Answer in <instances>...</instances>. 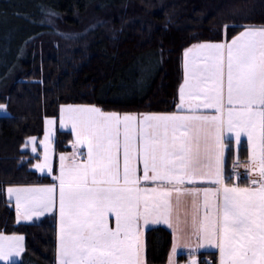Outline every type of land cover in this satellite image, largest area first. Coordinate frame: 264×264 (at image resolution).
<instances>
[{
  "label": "snow or ice",
  "instance_id": "1",
  "mask_svg": "<svg viewBox=\"0 0 264 264\" xmlns=\"http://www.w3.org/2000/svg\"><path fill=\"white\" fill-rule=\"evenodd\" d=\"M179 100L172 113L61 108L73 148L86 151L60 156L58 184L7 189L18 220L58 211V264H146L145 230L159 224L173 230L174 253L194 243L217 249L218 264H264V26L185 50ZM54 123L41 172L53 171ZM242 138L248 159L226 174V142ZM23 240L0 235V259L14 264Z\"/></svg>",
  "mask_w": 264,
  "mask_h": 264
},
{
  "label": "trees",
  "instance_id": "2",
  "mask_svg": "<svg viewBox=\"0 0 264 264\" xmlns=\"http://www.w3.org/2000/svg\"><path fill=\"white\" fill-rule=\"evenodd\" d=\"M56 14L63 17L58 26L51 25ZM247 25H264V0H0V104L10 111L0 115V233L26 238L14 264H57L56 211L22 222L6 194L8 186L51 180L33 169L41 155L26 146L31 136L44 137L45 118L57 119L64 104L176 112L185 50L232 38ZM87 29L80 39L63 40L60 33ZM64 43L68 50L75 45L77 56L69 72L59 73L64 59L44 58ZM72 141L70 132L58 130L56 151L69 150ZM237 155L248 159L246 143L236 149L227 142L226 174ZM146 234L148 264H167L172 232L158 226ZM187 260L179 256V263ZM201 264H217L215 254H202Z\"/></svg>",
  "mask_w": 264,
  "mask_h": 264
},
{
  "label": "crops",
  "instance_id": "3",
  "mask_svg": "<svg viewBox=\"0 0 264 264\" xmlns=\"http://www.w3.org/2000/svg\"><path fill=\"white\" fill-rule=\"evenodd\" d=\"M261 26H264V25H247V26H244V27L238 32L237 35H239L240 32L244 31L245 27H261ZM237 35H235V36H237ZM235 36H233L232 38H234ZM232 38L225 37L224 40L221 41V42H204V43H223V42H225L226 40H227L228 42H230ZM195 45H196V44H195ZM192 46H193V45L189 46L188 48H190V47H192ZM188 48H187V49H188ZM187 49H186V50H187ZM183 70H184V63H183ZM182 83H183V82H182ZM182 83H181V85H182ZM179 103H180V102H179ZM65 105H89V106H95V107H98V108L102 109L104 112H115V111H105L103 108H101V107H99V106H97V105H93V104H64V105L61 106V108H62L63 106H65ZM61 108H60V110H61ZM117 113H120V112H117ZM120 114L123 115V114H125V113H120ZM132 114H143V113H132ZM54 120H55V122H56V124H55L56 132H58V130H60V131H65V132H70L71 135H72L73 141H72V143H71V145H70V149H69V150H65V151L57 152L56 149H55V151H56V153H55V157H54V166H55V170H54L53 173H49V172H46V171H45V172H41L40 170H36V169H35V171L38 172L39 174L49 176V177L51 178V180H50L49 182L45 183V184L37 185V186H33V187H40V186H47V185H52V184H58V181L55 179V177L59 175V166H60L59 158H60V156H61V155H66V156L71 157L72 154H73L74 152H77V151H78V152H84V151H86V149H85V148H82V147H81V148H78V149H74V148H73V144H74V142H75V134H74V132L72 131L70 125H68L67 127H65V126H63V125L61 124V111H59V116H58V118H57V119L54 118ZM45 126H46V125H44V128H45ZM226 143H227V142H226ZM233 143H234V142H233ZM242 143H246V138H242V142H241V144H242ZM53 144H54V143H53ZM241 144H240V145H241ZM240 145H239V146H236L235 143H234V146H235L236 149H238V148L240 147ZM54 146H55V145H54ZM225 158H226V150H225ZM42 160H43V159H42V157H41L36 163L41 162ZM246 161H247V160H246ZM243 162H245V161H242V163H243ZM36 163H35V164H36ZM244 179H245V177H244ZM239 182L243 185V184L247 183V180L245 179L244 182H241V180H240ZM57 203H58V192H57ZM54 211H56V210H54ZM47 213H50V212H47ZM47 213H45V214H47ZM56 214H57V249H58V232H59V216H58V211H56ZM112 220H113V224H112V226L114 227V217H112ZM158 226H162V227H165V228L169 229V230L172 232V234H173V230H172L171 228L167 227L166 225H163V224H159V225H150L149 228L145 230L146 247H147V234H146L147 231H148L150 228L158 227ZM174 244H175V237H174V234H173V244H172V248H171L170 253H169V258H168V262H167V264H190V261H191V259H193V258H195V259L197 260L198 264H201V255L204 254V253H208V252H211V253H214V254H215V256H216V262H217V264H218V261H219V253H218V250L215 249V248H213V247H201V248H199V249H196V248H195V244L193 243V246H192L191 249L188 248V247H183V246H181V247H179V248L177 249V251L174 253V252H173ZM146 249H147V248H146ZM182 254H186L188 260L185 261L184 263H179V256L182 255ZM56 257H57V251H56ZM57 264H58V260H57ZM146 264H148V262H147V256H146Z\"/></svg>",
  "mask_w": 264,
  "mask_h": 264
},
{
  "label": "rangeland",
  "instance_id": "4",
  "mask_svg": "<svg viewBox=\"0 0 264 264\" xmlns=\"http://www.w3.org/2000/svg\"><path fill=\"white\" fill-rule=\"evenodd\" d=\"M56 17V18H55ZM55 17H52L54 20L53 21H55V22H51V25H59V23H58V21H57V19H59V22H62V18L63 17H61V16H59V15H57L56 14V16ZM58 17V18H57ZM55 23V24H54ZM83 23V22H82ZM57 26H56V28H57ZM88 28H90V27H88ZM60 30V29H59ZM89 32V29H87L86 30V33H77V31L76 30H74V32L73 31H60V33H62L61 35H62V38H63V40H67L68 38H75V39H80V38H82V37H84V35L85 34H87ZM48 42L49 41H47L46 39H44V41H43V44H48ZM75 46V45H74ZM74 46H71V47H69V50L67 49V45H65V43H64V45H63V49L61 50L60 48H59V50L58 51H55V52H53V53H50V54H48V56H46L45 58H44V60L46 61V59H48L49 57L51 58H61V59H64V60H62L63 61V65H61V67H60V69H58V71L57 72H59V73H61L64 69H66L65 70V72H69L68 70V65L69 64H71V63H73V61H74V59L76 58L75 57V55L77 56V53L75 52V50H76V48L74 47ZM82 48H83V45L81 46ZM82 50V49H81ZM67 54V55H66ZM65 57V58H64ZM48 62V61H47ZM44 65H46V63L44 64ZM44 68V66L42 67V69ZM21 70V69H20ZM14 72H15V70H14ZM17 72V71H16ZM15 72V73H16ZM13 75H14V73H13ZM54 81H56V80H54ZM0 105H4L5 107H6V111H4V110H0V115H9L10 114V111H9V109H8V107H7V105L6 104H0ZM48 120H53V121H55L54 120V117H46L45 118V128H44V137L42 138V139H37L35 136H31V137H35L36 138V151L35 152H33L32 151V144L29 142L30 141V138L28 139V145H27V148L30 150V152H32V153H34L35 155H37V154H40L41 155V157H42V159L44 158V151H45V147H44V144L42 143L43 141H44V139H45V135H46V133L48 132V129H49V125L47 124V121ZM55 124H56V122L54 123V125H52L51 126V136H50V140H51V143H50V151H51V163H52V168H53V171L51 172V173H53L54 172V170H55V166H54V157H55V153H56V151H55V138H56V136H57V132H56V129H55ZM54 143V144H53ZM43 161V160H42ZM41 161V162H42ZM41 162H38V163H41ZM38 163H36V164H38ZM36 164H34V166H33V169L35 170H38L36 167H35V165ZM46 172H48L47 170H45ZM45 171H43V172H45ZM239 171L240 172H242V171H245V169L242 167V168H240L239 169ZM16 187H20V186H8L7 187V189L8 188H16ZM6 194H7V197L9 198V199H11V200H14L15 201V195L14 194H9L8 192H6ZM16 203V202H15ZM35 218H37V217H33L31 220H27V221H25V220H23V219H20V221H22V222H31V221H35ZM37 220V219H36ZM0 235H5V236H23L24 237V240H23V242H22V244H23V249L25 248V242H26V238H25V236L23 235V234H8V233H0ZM21 255H22V253L20 254V256H14L13 258H12V260H13V262H18L20 259H21ZM0 264H9V262L8 261H5V260H2V259H0Z\"/></svg>",
  "mask_w": 264,
  "mask_h": 264
},
{
  "label": "built area",
  "instance_id": "5",
  "mask_svg": "<svg viewBox=\"0 0 264 264\" xmlns=\"http://www.w3.org/2000/svg\"><path fill=\"white\" fill-rule=\"evenodd\" d=\"M241 176L245 174V171L240 172ZM209 262L212 261L211 257H208Z\"/></svg>",
  "mask_w": 264,
  "mask_h": 264
}]
</instances>
